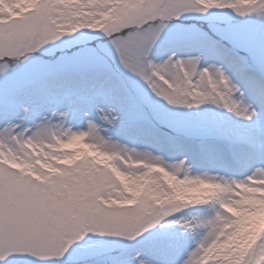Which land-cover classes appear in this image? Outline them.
Listing matches in <instances>:
<instances>
[{
	"label": "snow or ice",
	"instance_id": "6c2138e0",
	"mask_svg": "<svg viewBox=\"0 0 264 264\" xmlns=\"http://www.w3.org/2000/svg\"><path fill=\"white\" fill-rule=\"evenodd\" d=\"M0 264H264V0H0Z\"/></svg>",
	"mask_w": 264,
	"mask_h": 264
}]
</instances>
